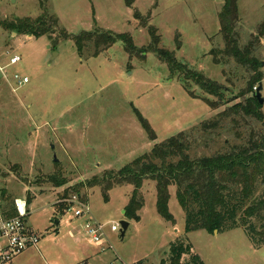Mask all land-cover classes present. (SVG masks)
<instances>
[{"label": "rangeland", "instance_id": "obj_1", "mask_svg": "<svg viewBox=\"0 0 264 264\" xmlns=\"http://www.w3.org/2000/svg\"><path fill=\"white\" fill-rule=\"evenodd\" d=\"M222 7L223 0H134L131 8L124 0H0V21L36 18L46 9L69 34L94 27L128 33L142 49L150 38L134 19L135 9L149 17V24L158 30L160 47L172 52L178 62L220 85L231 86L227 80L233 73L236 94L245 88L248 75L233 62L215 65L209 54L223 48ZM238 16L241 42L246 44L264 21V0H239ZM52 46L46 37L17 36L0 28V204L4 209L7 198L25 201L24 221L39 236L37 250L28 249L10 264H160L170 243L181 238L187 239L204 264H264V247L255 250L242 229L185 234V214L174 187L168 202L173 223L162 219L152 181L142 185L144 206L138 222L127 221L123 214L131 186L114 188L107 203L100 189L84 191L92 221L103 227L102 248L89 242L83 220L73 217L72 210L57 212L54 205L67 188L104 171L120 170L150 152L154 144L189 130L217 111L190 97L179 76L153 54H143L142 60L130 58L116 43L96 58L81 60L70 40ZM13 56L21 61L9 65ZM257 56L264 73V34ZM14 76L26 77L28 83L18 86ZM261 83L264 99V79ZM191 90L207 97L197 87ZM134 109L149 124L154 141ZM52 175L67 184L55 188L48 182ZM123 220L129 226L121 238ZM112 225L119 226L117 232L110 231Z\"/></svg>", "mask_w": 264, "mask_h": 264}, {"label": "trees", "instance_id": "obj_2", "mask_svg": "<svg viewBox=\"0 0 264 264\" xmlns=\"http://www.w3.org/2000/svg\"><path fill=\"white\" fill-rule=\"evenodd\" d=\"M239 0H223L219 13V35L222 49H212L209 54L215 65L225 66L233 62L235 68L247 75L245 88L234 94L237 83L232 73L227 80L231 86L211 81L200 72L178 62L173 53L160 47L158 30L149 24V17L133 10V17L145 29L150 43L138 48L128 33H113L94 27L91 31L69 34L59 27L58 19L43 9L36 18H17L0 21V28L17 36L30 35L33 38L46 37L53 43L70 40L74 43L81 60L96 58L121 43L130 58L153 54L165 64L171 74L179 76L187 94L203 101L214 116L189 130L180 132L163 142L154 144L150 152L136 158L120 170L104 171L99 176L67 188L55 203L58 213L66 212L71 206V197L87 203V189L98 188L105 203L109 192L116 187L131 186L133 191L124 217L127 221H139V212L144 206L141 188L144 182L152 181L156 188V210L159 216L173 223L168 210L170 188H175V197L185 214V234L205 231L208 234L225 233L242 229L255 250L264 247V114L262 106L254 97V88L264 79L261 60L257 53L261 48L264 21L256 35H251L242 44L239 33ZM132 7L134 0H124ZM58 33L56 39L53 36ZM224 75L226 72L223 71ZM191 87H197L207 97L193 94ZM224 108V109H223ZM219 109H223L218 111ZM151 141L155 135L149 124L134 109ZM48 182L55 188L67 181L58 176H48ZM84 194L82 195V193ZM3 209L7 217L16 216L13 200ZM31 200L27 198L29 204ZM148 264V263H140ZM160 264H204L192 251L187 239L170 243L168 252Z\"/></svg>", "mask_w": 264, "mask_h": 264}, {"label": "built area", "instance_id": "obj_3", "mask_svg": "<svg viewBox=\"0 0 264 264\" xmlns=\"http://www.w3.org/2000/svg\"><path fill=\"white\" fill-rule=\"evenodd\" d=\"M20 61L21 59L19 56H13L10 58L9 65H15ZM14 77L18 86L28 83V79L26 77ZM255 89L256 88H254V91ZM70 203L71 206L67 211L72 210L73 217L83 220L82 230L88 237L89 242L94 244L96 247L102 248L103 227L96 221H92L89 206L80 203L75 196H73ZM73 204H77V207H73ZM14 205L16 216L12 218L5 216L4 212L0 208V264H10L14 258L28 249L37 250L39 236L33 230L29 229L24 221L27 216L26 202L18 199L15 200ZM118 229V225H112L110 227L111 232H117Z\"/></svg>", "mask_w": 264, "mask_h": 264}, {"label": "water", "instance_id": "obj_4", "mask_svg": "<svg viewBox=\"0 0 264 264\" xmlns=\"http://www.w3.org/2000/svg\"><path fill=\"white\" fill-rule=\"evenodd\" d=\"M262 64H261V66H263ZM262 91H263V87H262V83H260L258 85V87L255 89L254 97L256 98L258 104H260L261 106L264 104V99L262 98V95H261ZM56 161L57 160L54 158V162H56ZM123 214H124V211H123ZM55 224L58 225V222H55ZM119 226H120V236H121V238H123L129 224L127 221L123 220V221L119 222ZM213 234H217V232L214 231Z\"/></svg>", "mask_w": 264, "mask_h": 264}, {"label": "crops", "instance_id": "obj_5", "mask_svg": "<svg viewBox=\"0 0 264 264\" xmlns=\"http://www.w3.org/2000/svg\"><path fill=\"white\" fill-rule=\"evenodd\" d=\"M21 255V254H20ZM12 262V261H11Z\"/></svg>", "mask_w": 264, "mask_h": 264}]
</instances>
